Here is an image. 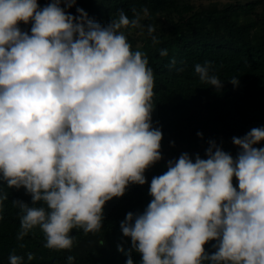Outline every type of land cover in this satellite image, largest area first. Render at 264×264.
<instances>
[{
	"label": "clouds",
	"instance_id": "clouds-1",
	"mask_svg": "<svg viewBox=\"0 0 264 264\" xmlns=\"http://www.w3.org/2000/svg\"><path fill=\"white\" fill-rule=\"evenodd\" d=\"M74 4L0 0V181L31 194V206L13 200L23 213L17 240L38 226L49 249H70L77 226L99 231L105 203L129 183L145 184V170L162 158V131L151 118L153 71L123 31L146 30L158 43L156 28L142 23L148 10H133L132 18L120 10L101 25L80 7L76 16L67 12ZM194 70L222 89L209 62ZM227 81L239 84L238 76ZM261 141L264 126L233 136V157L209 140L206 158L181 153L152 177L146 208L120 222L139 264H264ZM210 240L216 250L208 254ZM9 264L24 259L10 254ZM125 264H133L130 256Z\"/></svg>",
	"mask_w": 264,
	"mask_h": 264
},
{
	"label": "trees",
	"instance_id": "trees-1",
	"mask_svg": "<svg viewBox=\"0 0 264 264\" xmlns=\"http://www.w3.org/2000/svg\"><path fill=\"white\" fill-rule=\"evenodd\" d=\"M50 2L37 0L41 7ZM178 2L75 0V4L66 11L76 16V8L80 7L90 18L106 25L111 18H116L120 10L132 18L133 10L141 12L146 8L148 16L142 23L152 24L155 28L157 14L177 16L174 33L166 37H158L154 33L159 41L155 44L145 30L142 46L137 48L132 33L138 29L125 28L123 31L132 49L148 57V66L153 71L152 102L155 107L151 118L153 127L162 131L160 151L169 139L179 138L198 150L201 158H206L209 140H214L229 152L227 142H231L233 136H243L252 128L264 126V17L261 18L262 37L253 44L247 35L257 21L240 22L235 18L237 10L249 6L230 5L218 11H201L188 16L187 13L192 11L190 5ZM19 26L29 31L31 24L21 22ZM160 49H167V55L161 56ZM205 61L223 80L219 92L202 83L195 73L194 66ZM236 76L239 84L233 86L227 80ZM197 132L202 133V137H198ZM166 170L162 160L155 162L144 172L145 184L129 183L122 196L107 201L99 231L85 233L79 226L72 229L70 235L74 236V241L70 249L45 247V234L38 226L22 240H17L23 213L13 200H22L31 206V194L23 187L10 188L0 181V194L8 197L0 201V264H9L10 254L23 257L24 264H68L69 256L73 257L71 264H125L129 256L133 264H139L141 256L132 250L131 238L123 235L120 222L128 212H143L152 199L148 191L152 177ZM233 185L237 186L235 177ZM215 243L214 240L207 242L205 252H215ZM118 246L123 251H118ZM28 253L33 257L30 261Z\"/></svg>",
	"mask_w": 264,
	"mask_h": 264
},
{
	"label": "rangeland",
	"instance_id": "rangeland-1",
	"mask_svg": "<svg viewBox=\"0 0 264 264\" xmlns=\"http://www.w3.org/2000/svg\"><path fill=\"white\" fill-rule=\"evenodd\" d=\"M180 4L187 2L192 11L187 13L190 16L192 13H197L201 11H215L227 8L230 5L236 6H249L243 10H237L235 18L240 22L257 21L256 26L250 30L248 33V41L251 43H258L262 37V24L261 18L264 17V0H178ZM253 5V7H251ZM158 22L156 26V35L159 36H169L175 31V22L177 16L175 14L161 13L157 14ZM135 40V47L139 48L142 46L144 36L140 34L139 30H135L132 33ZM237 136V135H235ZM239 137V136H237ZM256 147L264 146V141L255 145ZM227 147H229V153L236 156L239 148L231 142H227ZM161 159L163 164H167L169 160H175L179 157L181 153L187 152L190 157H194L198 153L194 147H192L188 142H185L179 138L169 139L164 148L160 151Z\"/></svg>",
	"mask_w": 264,
	"mask_h": 264
}]
</instances>
